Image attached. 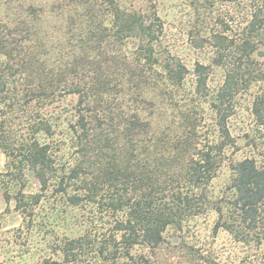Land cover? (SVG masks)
I'll return each instance as SVG.
<instances>
[{
  "label": "trees",
  "instance_id": "1",
  "mask_svg": "<svg viewBox=\"0 0 264 264\" xmlns=\"http://www.w3.org/2000/svg\"><path fill=\"white\" fill-rule=\"evenodd\" d=\"M135 1L60 0L58 14H70L54 30L43 7L0 0V148L12 160L5 175L26 172L40 187L36 194L16 192V209L34 211L53 185L65 205L95 203L121 213L115 227L127 245L124 256L135 245L160 249L170 228L183 230L214 205L218 228L240 235L263 228L264 156L232 165L230 199L214 202L208 186L235 146L229 119L245 96L264 126V0H193L191 46L207 54L193 68L171 49L156 6L140 10ZM61 30L60 40L73 42L68 58L53 67L40 50L50 31ZM116 45H132L136 54L119 73L103 69L114 60L105 51ZM216 68L222 78L215 84ZM62 90L78 102L68 128L73 155L59 164L40 139L53 136L49 119L30 120L29 137H18L4 119ZM144 103L165 115L163 126L143 116Z\"/></svg>",
  "mask_w": 264,
  "mask_h": 264
},
{
  "label": "rangeland",
  "instance_id": "2",
  "mask_svg": "<svg viewBox=\"0 0 264 264\" xmlns=\"http://www.w3.org/2000/svg\"><path fill=\"white\" fill-rule=\"evenodd\" d=\"M192 1H135V7L140 10H154L156 6L169 36L171 49L191 68L198 60H207L204 59L207 55L205 52L191 46L190 33L194 31L197 21ZM61 2L26 0L28 4L33 3L45 9L48 26L54 30L66 26L70 14L68 11L64 15L58 14L57 6ZM50 32L46 40L48 45L40 52L44 59L56 67L68 58L71 50L69 43L73 41L62 42V30ZM105 52L108 59L113 56L114 60L109 59L108 63H104L103 69L114 73H119L124 68L123 64L136 56L132 45L109 46ZM210 78L216 84L222 78V71L216 68ZM127 100L123 98L120 102L124 104ZM77 102L78 95L62 90L51 99L34 101L26 110L16 113L8 110L5 126L11 131L15 130L18 137H29L33 134L31 124L41 117L49 119L54 124L53 136L41 135L40 139L52 147L59 164H64L71 161L73 155V140L68 128L76 121ZM143 105V116L153 118L157 126L165 124V115L155 112L148 103ZM249 106L250 97L245 96L229 119L235 146L227 148L224 163L208 186L214 202L231 198L234 163L246 157L260 161L264 156V126L257 124ZM156 130L157 127L154 132ZM11 162L0 148V264H42L45 258L61 260L64 264H208L204 257L223 264H264V226L242 235L232 234L217 227L219 214L215 205L213 209L202 212L186 223L183 230L170 228L160 249L135 245L130 249V255L124 256L127 245L121 242V233L116 232L115 227L117 220L122 219L121 213L107 212L95 203L82 207L65 205L53 185L47 193H43L41 202L33 205L34 211L21 212L16 209V192L22 190L26 195L36 194L40 187L26 172L25 175H5L10 171L8 164Z\"/></svg>",
  "mask_w": 264,
  "mask_h": 264
}]
</instances>
